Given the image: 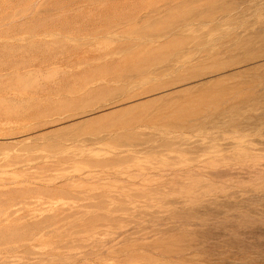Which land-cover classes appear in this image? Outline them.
I'll list each match as a JSON object with an SVG mask.
<instances>
[{
	"label": "rangeland",
	"instance_id": "374dc122",
	"mask_svg": "<svg viewBox=\"0 0 264 264\" xmlns=\"http://www.w3.org/2000/svg\"><path fill=\"white\" fill-rule=\"evenodd\" d=\"M0 264H264V0H0Z\"/></svg>",
	"mask_w": 264,
	"mask_h": 264
}]
</instances>
